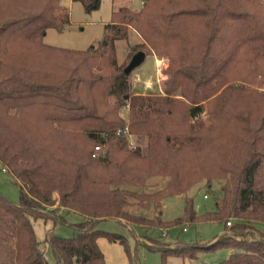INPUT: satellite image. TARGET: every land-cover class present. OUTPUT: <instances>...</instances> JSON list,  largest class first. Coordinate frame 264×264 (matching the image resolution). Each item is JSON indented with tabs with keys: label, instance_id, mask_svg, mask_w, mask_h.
<instances>
[{
	"label": "trees",
	"instance_id": "16d2710c",
	"mask_svg": "<svg viewBox=\"0 0 264 264\" xmlns=\"http://www.w3.org/2000/svg\"><path fill=\"white\" fill-rule=\"evenodd\" d=\"M75 1L90 11L100 0ZM69 24L60 0H0V163L19 187L16 202L0 193V264H48L32 220L60 222L63 210L84 220L71 236L46 233L59 264H106L101 236L129 252L121 233L97 227L110 218L218 221L213 240L154 250L225 248L217 264H264V0H142L113 10L97 45L44 41ZM130 30L139 40L129 62L139 51L167 56L162 92L132 90L118 63L116 41ZM151 176L165 185L143 190ZM202 180L220 182L213 209L196 213L186 197L181 216L160 219L165 197Z\"/></svg>",
	"mask_w": 264,
	"mask_h": 264
},
{
	"label": "rangeland",
	"instance_id": "374dc122",
	"mask_svg": "<svg viewBox=\"0 0 264 264\" xmlns=\"http://www.w3.org/2000/svg\"><path fill=\"white\" fill-rule=\"evenodd\" d=\"M142 0H100L96 8L86 11L79 1L60 0V3L68 8L70 24L63 32L49 28L45 32L44 41L49 44L68 48L84 49L90 45H97L104 34V26L110 20L111 12L121 6L139 9ZM139 37L130 30L128 39L116 41V52L118 63L127 65L131 55L129 46L137 42ZM130 53V54H129ZM129 54V56H128ZM164 61L161 72L154 58ZM168 58L158 54H144V58L130 70V84L132 90L140 92H162L163 83L168 78L166 67ZM162 73V75H160ZM122 114L126 115V109L121 108ZM166 183V177L151 176L146 180L143 190H154L162 188ZM220 182L207 185L204 180L196 183L184 193L167 196L162 200L160 219L170 221L181 216L184 210L186 197L192 198V206L196 213L211 210L214 207V196L219 192ZM0 193L11 201H17L19 187L9 172L2 168L0 163ZM129 211L143 214L145 217L153 218L155 209H145L134 204L129 206ZM63 218L60 222H53L52 218L46 220L38 218L32 220L37 239L41 242L44 256L48 264H59L56 261L51 245L45 240L46 233L52 231L59 236H71L74 224L83 221L84 215L63 210L60 211ZM97 227L110 232L121 233L127 240L128 251L118 241H109L106 237L97 239L102 250L106 264H217L224 259L229 249L219 248L212 251H199L196 257L167 255L163 258L158 248H173L181 243H199L213 240V236L221 232L223 225L218 221L182 222L170 224L166 227L152 225L141 227L130 223H120L115 219H104L97 223ZM224 232V231H223ZM212 242V241H211ZM210 243V242H209ZM148 247V248H147ZM153 249V250H152Z\"/></svg>",
	"mask_w": 264,
	"mask_h": 264
},
{
	"label": "water",
	"instance_id": "95a60500",
	"mask_svg": "<svg viewBox=\"0 0 264 264\" xmlns=\"http://www.w3.org/2000/svg\"><path fill=\"white\" fill-rule=\"evenodd\" d=\"M144 58V53L142 51L136 52L128 65L125 67V72H129L135 65H137Z\"/></svg>",
	"mask_w": 264,
	"mask_h": 264
},
{
	"label": "built area",
	"instance_id": "2783aa9c",
	"mask_svg": "<svg viewBox=\"0 0 264 264\" xmlns=\"http://www.w3.org/2000/svg\"><path fill=\"white\" fill-rule=\"evenodd\" d=\"M154 61H155L156 65H157V67L160 66L158 70H159V72H161L162 66L164 68V65H165L164 61L158 59L157 57L154 58ZM160 75H162V73H160ZM126 130H127V127L125 126L124 132H126ZM98 148H99V146H95V149H98ZM227 224H229V221H227Z\"/></svg>",
	"mask_w": 264,
	"mask_h": 264
},
{
	"label": "crops",
	"instance_id": "0c3cea01",
	"mask_svg": "<svg viewBox=\"0 0 264 264\" xmlns=\"http://www.w3.org/2000/svg\"><path fill=\"white\" fill-rule=\"evenodd\" d=\"M152 57L154 58L155 56H152ZM223 231H224V230H223V228H222V230H221V232H220L219 234H221Z\"/></svg>",
	"mask_w": 264,
	"mask_h": 264
}]
</instances>
